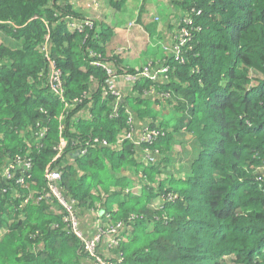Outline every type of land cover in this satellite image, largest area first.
<instances>
[{"label":"trees","instance_id":"1","mask_svg":"<svg viewBox=\"0 0 264 264\" xmlns=\"http://www.w3.org/2000/svg\"><path fill=\"white\" fill-rule=\"evenodd\" d=\"M71 1L0 0V31L21 44L0 43V264H96L47 192L45 172L63 159V193L86 209L101 203L108 225L123 224L118 245L108 247L111 256L98 248L103 259L264 264V0L172 1L189 17L200 10L192 25L199 29L190 30L180 60H165V81L140 77L133 90L155 89L167 105L176 104L185 122L179 129L163 117L154 122L159 112L138 96L123 98L114 113L115 97L103 94L105 72L89 63L91 55L117 72L135 70L118 54L104 56L111 31L100 23L84 32L66 28L62 18H83ZM47 35L68 106L48 90L49 64L40 49ZM132 113L149 118L159 134L140 146L129 139L114 146ZM181 127L193 147L177 170L165 171L172 139L184 141ZM60 138L67 142L52 162ZM94 138L111 145L92 144ZM26 151L31 168L2 176L7 161ZM146 151L154 154L148 164L138 159ZM126 171L139 177L138 192L127 187Z\"/></svg>","mask_w":264,"mask_h":264},{"label":"crops","instance_id":"2","mask_svg":"<svg viewBox=\"0 0 264 264\" xmlns=\"http://www.w3.org/2000/svg\"><path fill=\"white\" fill-rule=\"evenodd\" d=\"M172 1L173 0H120L116 4L112 3L110 0H72L71 2L76 14L82 17L96 18L97 20L95 22L100 23L102 29H109L112 32L113 36H111L109 41L104 45L105 57L118 54L122 59V64L125 65L127 69L137 70L148 67L153 71L162 65V62L165 60L167 61L169 53L164 50V43L172 41L171 38L176 33L178 21L183 15H181L182 10L178 6H175L173 4L174 1ZM130 23L133 24L129 25ZM120 46H124L125 50L120 51V49H118ZM167 73L168 72L160 75L162 81L166 80ZM133 82L134 81H130L129 79H123L121 86L123 98L138 96L150 100L152 103L151 107L155 111H159L164 106V104H162L164 99L155 89H150L142 93L133 90L135 84ZM123 98L122 100H124ZM168 107H170V112L168 111L169 117H166L163 113V118L169 120L170 127L173 128L176 126L175 128L179 129V126H184L185 122L182 119L184 114L180 109H176L178 106L176 104H168ZM185 109H187L186 105ZM132 122L134 126L144 127L147 123L149 124L150 119L146 117L139 119L132 113ZM182 131L184 132L181 127L180 132ZM176 139L178 138L172 139L171 145L174 144ZM181 155H183V153ZM75 156H77V154ZM141 156L140 154L138 159L142 163L148 164L147 157L149 155L146 154V156L142 158ZM125 173L129 178L127 187H132L131 189L133 191L138 192L140 186L137 174L135 175L131 171H126ZM158 202L160 203L159 200ZM154 205L158 206L157 204ZM49 208L53 212L58 213L57 207L49 205ZM112 208L116 209L117 204H113ZM76 212L78 217V228L83 239H88L92 237L94 233H97V225L103 228L107 227V222L110 220V216L106 213L104 205L99 202L96 203L95 206L88 207L87 209L76 206ZM108 247V238L102 239L99 249L102 250V252L104 251L103 254L106 256H111Z\"/></svg>","mask_w":264,"mask_h":264},{"label":"built area","instance_id":"3","mask_svg":"<svg viewBox=\"0 0 264 264\" xmlns=\"http://www.w3.org/2000/svg\"><path fill=\"white\" fill-rule=\"evenodd\" d=\"M195 11V10H193ZM183 14V11L181 12V15ZM200 15V10H196L192 17H189L187 14H183L179 23V28L176 30L175 35L171 38V42L164 43V50L169 53V59L172 58L174 60H180L182 58V49L185 47L186 43L190 40L192 34L190 33V30H198L199 28L193 27L195 17ZM66 28L70 31H77V32H84L85 29L88 27L91 29L93 27V20L83 17H74V16H66L62 18ZM133 23H130L131 25ZM47 43H49V36L47 35L45 37L44 43L41 46V51L44 53V56L48 60L49 64V72L48 74V87L49 91L51 93H54L59 99V101L63 102L65 106H68V102L65 101L64 97V81L62 79V73L60 69L56 66L55 61L52 60L48 56L47 51ZM93 59L89 61V63L92 66L100 67L105 72V79L103 80V94L106 95L107 93H110L114 95L115 97V103L113 107V111H117L118 103L123 98V90L121 88L123 79H129L130 81H135L136 79H139L140 77L148 79L150 81H156L161 80L160 75L165 74L169 66L164 61L163 64L160 65L155 70H150L148 67H143L141 69L135 70L132 74L127 73H120L117 72L114 67L95 57V54L92 53L91 55ZM77 99H74V102H77ZM129 124L130 129L126 132H123L119 134L113 143L114 146L119 145L124 139L131 140L136 145H141L142 142H152L157 135L159 134V129L157 127H149V125H145L144 127H139L138 132L134 129V124L132 122V116L129 115ZM46 127H41L40 130L36 131V137L41 138L44 136ZM65 138H60L59 143L54 147L56 154L52 159L53 161H56L63 153V149L66 144ZM92 144H97L101 146H110L111 143L105 139H97L94 138L92 140ZM85 150H80L78 153H75L77 155L83 153ZM74 154V155H75ZM146 154L148 152L146 151ZM154 154H150L148 157L152 158ZM61 165H64V159L61 161V163L54 164V166H51L48 168L45 172V179H46V188L48 195L51 196L57 203V205L60 208V212L63 218V221L70 227L71 231L75 233L78 237L81 238L85 250L88 254L94 256L96 264H115L111 259H103L99 253L98 248L101 243V240L104 238H108V246H117L123 230V224L121 221L110 225L108 227H102L100 225H97V233H94L92 237L88 239H83L81 236V232L78 228V217L76 212V204L74 199L70 198L69 196L65 195L63 191L59 187V181L61 179L62 170L60 168ZM32 166V158L30 156V153L26 151L24 155H15L10 160L7 161L6 165L4 166L1 175L6 178H11L12 176V170L15 167H23L25 170H29ZM62 167V166H61ZM19 182L23 181V178H18ZM28 198V197H27ZM118 261V260H117Z\"/></svg>","mask_w":264,"mask_h":264},{"label":"rangeland","instance_id":"4","mask_svg":"<svg viewBox=\"0 0 264 264\" xmlns=\"http://www.w3.org/2000/svg\"><path fill=\"white\" fill-rule=\"evenodd\" d=\"M87 18H89V19H91V20H93V22H94V24H95V21L97 20L96 18H93V17H87ZM94 24H93V27L90 29V30H93V28H94ZM87 29H89L88 27H87ZM7 35H5L3 32H1L0 31V43H7V45H10V46H12V47H20L21 46V44L19 43L20 41H16V40H11L12 38H10V37H6ZM111 36H113L112 35V32H111ZM111 38V37H110ZM118 49H120V51H124L125 50V47L124 46H120ZM147 66H149V65H147ZM143 67V66H142ZM141 68V67H140ZM143 78V77H142ZM162 104H164V106L158 111L159 112V116H157L158 117V119H156L154 122H158V120H160V119H162L161 117H163L162 115H163V113H164V115H166V117H169V114H168V111L170 112V107H168V105H167V103H166V100H163V102H162ZM176 111V110H175ZM185 111H187V109H185ZM136 124V123H135ZM168 129H169V127H168ZM182 133V135H180V137L182 136V139H184V141H183V143H181V142H174V144H172L173 145V148H172V155L169 157V159H171V162L170 161H168V163L166 164V167H165V171H166V169H169V170H171V168H172V170L174 169V170H177V168L180 166V163L182 162V157H183V155H181L184 151H185V149H189L191 146H192V144L190 143V137L191 136H189V135H186L183 131L181 132ZM177 138H179V137H177ZM177 140V139H176ZM193 147V146H192ZM193 149V148H192ZM192 149H191V151H192ZM194 149H195V147H194ZM176 153H177V155H176ZM176 155V156H175ZM174 156H175V158H174ZM174 159V160H173ZM180 159V160H179ZM175 164V165H174ZM174 165V166H173ZM168 167V168H167ZM168 171V170H167ZM156 179V178H155ZM154 179V180H155ZM108 226H110V225H108ZM107 226V227H108ZM121 233H123V230H122V232ZM90 255V254H89ZM93 259H95L94 258V256H92V255H90ZM227 258V257H226ZM225 258V259H226ZM228 260H229V258H227ZM227 260V262H226V264H231L229 261Z\"/></svg>","mask_w":264,"mask_h":264},{"label":"water","instance_id":"5","mask_svg":"<svg viewBox=\"0 0 264 264\" xmlns=\"http://www.w3.org/2000/svg\"><path fill=\"white\" fill-rule=\"evenodd\" d=\"M75 155H76V154H75ZM75 155H74V156H75Z\"/></svg>","mask_w":264,"mask_h":264}]
</instances>
